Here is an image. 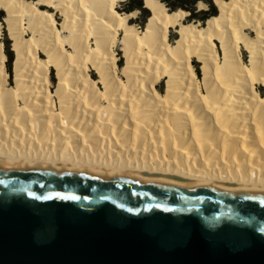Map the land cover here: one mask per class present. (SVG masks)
I'll return each mask as SVG.
<instances>
[{
  "label": "bare ground",
  "instance_id": "obj_1",
  "mask_svg": "<svg viewBox=\"0 0 264 264\" xmlns=\"http://www.w3.org/2000/svg\"><path fill=\"white\" fill-rule=\"evenodd\" d=\"M126 1L0 0V163L264 190V0Z\"/></svg>",
  "mask_w": 264,
  "mask_h": 264
},
{
  "label": "water",
  "instance_id": "obj_2",
  "mask_svg": "<svg viewBox=\"0 0 264 264\" xmlns=\"http://www.w3.org/2000/svg\"><path fill=\"white\" fill-rule=\"evenodd\" d=\"M0 264H264V190L0 163Z\"/></svg>",
  "mask_w": 264,
  "mask_h": 264
},
{
  "label": "rangeland",
  "instance_id": "obj_3",
  "mask_svg": "<svg viewBox=\"0 0 264 264\" xmlns=\"http://www.w3.org/2000/svg\"><path fill=\"white\" fill-rule=\"evenodd\" d=\"M214 4V2H213ZM122 9L121 11H123L124 9L127 8V4H123L122 3ZM215 5V4H214ZM119 9V8H118ZM196 9H197V12H201V11H206L208 10V6L206 5V7L202 10H199V7L196 5ZM120 10V9H119ZM219 13V11H218ZM150 15V12L147 10V12H143L141 13V11H139L138 15H137V18L134 19V21L132 23H134L135 25H137V27L142 30L144 28V25L147 21V18L148 16ZM5 16V13L3 11H0V20H2V18ZM201 22V21H199ZM205 23V22H204ZM201 22V24H204ZM254 36V34H252ZM178 37V35L176 33H174L173 31L170 32V35H169V40L171 41V43ZM3 41V43L5 44V52L7 54L6 56V64H7V71H8V68L10 69V75H9V72H8V80H9V84H12V64H13V61L15 59V54L14 52L12 51V42L8 39V34H7V31H6V25H3V35H2V39H1V42ZM217 46L218 48L220 47V45L217 43ZM114 50L116 51L118 57H119V63H118V74L120 75V70L122 68V66L124 65V59H122V52L120 51V47H119V44L116 43L114 45ZM219 53L222 55L221 51H220V48H219ZM240 55L243 59V62L244 63H247L248 62V54L242 50H240ZM196 69H197V73L199 74V78L201 79L202 78V75H201V65L200 63H194ZM121 76V75H120ZM10 77V78H9ZM93 78H98L97 75L93 74L92 75ZM50 78H51V82H52V90H54V87L56 86L57 84V78H56V75H55V71L53 70L52 74L50 75ZM165 90V81H163L162 83H160V88H159V91L160 92H164ZM259 91H261L259 89Z\"/></svg>",
  "mask_w": 264,
  "mask_h": 264
},
{
  "label": "trees",
  "instance_id": "obj_4",
  "mask_svg": "<svg viewBox=\"0 0 264 264\" xmlns=\"http://www.w3.org/2000/svg\"><path fill=\"white\" fill-rule=\"evenodd\" d=\"M160 1H162L170 11L183 9L184 11L189 12L190 15L188 16V21H196V22L201 21L202 23H204L210 17L216 16L218 14L217 7L213 4L212 0H160ZM200 1L204 2L208 6V10L197 12L196 5ZM123 4H127V8L123 10L125 13H131L135 10L141 11V13L147 12V9L144 8L143 0H127ZM2 45L5 49V44L3 43V41H2ZM8 72L10 75L11 71L9 68H8Z\"/></svg>",
  "mask_w": 264,
  "mask_h": 264
}]
</instances>
